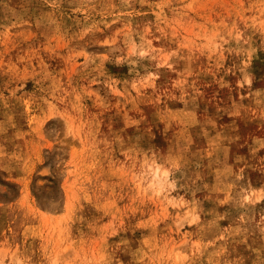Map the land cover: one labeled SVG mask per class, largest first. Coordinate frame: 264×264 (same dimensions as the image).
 Segmentation results:
<instances>
[{"label":"rangeland","instance_id":"1","mask_svg":"<svg viewBox=\"0 0 264 264\" xmlns=\"http://www.w3.org/2000/svg\"><path fill=\"white\" fill-rule=\"evenodd\" d=\"M0 264H264V0H0Z\"/></svg>","mask_w":264,"mask_h":264}]
</instances>
